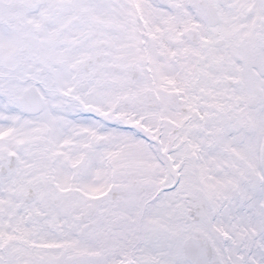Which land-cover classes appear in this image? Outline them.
<instances>
[{
	"label": "snow or ice",
	"instance_id": "6c2138e0",
	"mask_svg": "<svg viewBox=\"0 0 264 264\" xmlns=\"http://www.w3.org/2000/svg\"><path fill=\"white\" fill-rule=\"evenodd\" d=\"M0 264H264V0H0Z\"/></svg>",
	"mask_w": 264,
	"mask_h": 264
}]
</instances>
